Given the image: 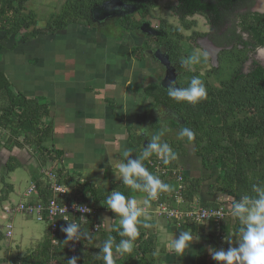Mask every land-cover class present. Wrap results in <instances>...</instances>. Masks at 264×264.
<instances>
[{
	"label": "trees",
	"instance_id": "obj_1",
	"mask_svg": "<svg viewBox=\"0 0 264 264\" xmlns=\"http://www.w3.org/2000/svg\"><path fill=\"white\" fill-rule=\"evenodd\" d=\"M28 1L0 0V33L5 37L16 38L21 31H25L22 40L28 41L40 34L64 30L73 23L95 26L90 18V10L94 5L107 0H66L62 10L54 16L53 22L43 29L38 28L35 13L27 12ZM125 1L141 4L143 12L146 13L158 4V0ZM243 3L244 0H177L175 10L186 29L192 26V23L187 20L188 16L195 12L204 14L216 27H222L233 16L238 17L240 21L236 26L249 32L250 43L254 46H264V13H238ZM116 24L124 30L134 31L139 21L132 20L128 15L121 19L118 18ZM163 24L165 25L164 21ZM233 30L235 32L236 27ZM171 32L173 36L167 35L161 40L168 42L172 56L178 58L181 56V43L186 40V37L183 36L179 27ZM190 40L194 43L196 39L192 37ZM2 49L3 46L0 45V52ZM144 51L145 47H136L135 58L140 61L145 60ZM246 51L235 44L234 47L219 53L216 67L204 75L195 73V76H200L204 81L207 89V98L198 104L178 103L172 100L167 95V91L158 83L149 84L145 88L147 97H151L154 103L173 108L182 120V122L174 120L171 123V128L176 131V138L170 139L169 137L165 142L177 155H180V149L185 143H194L196 155L200 158L202 166L207 170L217 169L215 180L210 184L208 194L216 196L222 193V199L224 197L225 200L206 201L203 203L205 207L226 205L228 208L227 204L238 200L241 194L255 195L251 191L253 184L264 186V67L255 61L251 69L244 72L242 63L247 57ZM192 77L191 75L186 81H181L183 87L188 85ZM212 77L218 81V85L211 82ZM49 114L50 108L45 100L37 97L28 98L22 92L15 91L10 79L0 68V143L10 149L28 147L37 153L38 168L33 173V180L37 188L36 200L43 203H47L52 198V191L47 178L43 172L39 173L38 169H48L47 163L57 155L53 149H48L45 145L52 135L51 123L45 120ZM182 127H189L195 132L193 141H188L186 138L179 139L178 132ZM4 129L9 130L8 136H4L5 139L4 132H2ZM2 139H4L3 142ZM154 157L156 156L153 155L144 161V164L156 174L149 163V160ZM169 165L173 166V162ZM19 166L21 163L13 155L9 156L3 165H0V185L6 187L2 189L4 192L1 196L2 201L9 198L7 196L14 190L13 185L8 183L6 178ZM57 172L59 183L67 184L72 189L70 200H76L78 197L83 202L89 201L97 206L100 202L104 203L110 194V191L96 187L90 182L73 179L64 173V169H59ZM163 180L173 187V191L163 193L160 198L161 202L183 210L194 208L196 198L201 192V178L184 174L181 188L180 184L171 177H165ZM115 189L126 196L140 195V193H133L125 185L115 186ZM178 190L183 198L182 203L177 202ZM150 203L153 206L156 204L154 201ZM58 221L59 230L56 236H52L50 225L47 224L43 241L29 253L18 257V264H67L71 249L69 244L63 243L66 234L61 231V228L70 222H64L61 219ZM79 223L94 237L91 243L86 238L82 239L78 250L79 264H104L102 256L98 258L97 255L107 239L108 231L101 226L98 214L95 213L94 216H89ZM96 223L100 224L97 231L94 230ZM182 224L192 231L194 237L205 244L195 261L190 264H219L211 258L208 248L223 249L224 244L221 243V238L231 237V229H233V235L237 236L240 227L238 220L234 217L231 222L221 227L216 222L210 221V232L205 230L206 226H199L193 221H184ZM118 226V224L113 225L110 231L116 243L123 239L115 230ZM156 250V235L140 228V236L135 242L131 256L129 254L116 256L113 252L115 264H120L121 259L127 256L128 258L136 257L135 264H165L160 261L159 256H153ZM15 260L12 262H16ZM0 263H5V261L0 260Z\"/></svg>",
	"mask_w": 264,
	"mask_h": 264
},
{
	"label": "crops",
	"instance_id": "obj_2",
	"mask_svg": "<svg viewBox=\"0 0 264 264\" xmlns=\"http://www.w3.org/2000/svg\"><path fill=\"white\" fill-rule=\"evenodd\" d=\"M115 32L105 33L96 25L73 23L64 30L40 34L28 41L0 33L3 46L0 68L13 89L28 98H41L49 105L50 114L45 120L51 123L52 135L45 145L57 155L52 153L56 156L47 163V168L64 169L73 179L110 192L116 190L115 186L123 185L114 173L116 164L123 160V150L131 149V158L136 159L149 142L138 134V129L149 127L157 131L161 124L170 128L169 122L159 121L150 111L154 102L147 97L145 88L156 81L149 79L151 73L146 60L135 58L134 50L140 44L132 41L129 34L119 37L120 32ZM2 132L3 137L9 134L8 129ZM170 133L162 138L164 142ZM0 150L3 155L5 151L12 152L22 165L32 163L38 168L37 156L29 154L26 148L10 149L0 143ZM42 170L39 168L38 172ZM182 171L190 176L187 169ZM207 195L200 193L196 201L215 200L214 196ZM100 207L97 214L101 226L108 231V239L119 220L106 206ZM153 207L150 203L149 222L153 227H141V230L156 235V243L161 247L157 249L163 253L158 255L160 261L165 264L195 261L205 244L194 240L184 255L177 256L168 249L167 243L189 229L182 222L156 215ZM105 217L110 220L104 221Z\"/></svg>",
	"mask_w": 264,
	"mask_h": 264
},
{
	"label": "clouds",
	"instance_id": "obj_3",
	"mask_svg": "<svg viewBox=\"0 0 264 264\" xmlns=\"http://www.w3.org/2000/svg\"><path fill=\"white\" fill-rule=\"evenodd\" d=\"M207 60L208 53L194 51L188 56L181 57L178 63L181 69L191 71L193 65L205 63ZM177 84V80H170L166 91L167 95L178 103L185 102L195 105L207 98V89L200 76L194 75L186 87H178ZM155 111L159 121L167 113L163 106L155 107ZM170 131L171 129L166 124H161L157 131H152L149 127H140L138 134L148 138L147 146L143 147L142 152L137 155L136 159L131 158V149L123 150V160L116 164L114 170L116 179L122 181V184L127 186L133 193L142 195L136 198L114 190L110 192L103 203L107 209L116 214L119 226L115 230L123 237L119 243H116L111 236L103 242L100 248L101 252L97 256L98 258L102 256L104 264H115L114 250L120 256L133 252L135 242L140 236V228L153 227V224L149 222L148 207L150 201L159 199L163 193L173 191L170 184L164 182L159 175L151 172L144 164V161L153 155L166 166L178 159L177 153L162 139ZM178 137L181 140L186 138L188 141H193L195 132L189 127H182L178 132ZM251 191L255 195L241 194L238 200H233L229 205L231 216L236 218L240 225L236 237L237 246H231L227 250H218L212 247L208 249L211 258L219 264H264V186L253 184ZM33 199L36 200L35 197ZM222 206L226 207V205ZM73 208L81 213L88 211L86 207L75 204ZM60 212L63 213L64 209L61 208ZM80 219L84 220V217L82 216ZM64 220L68 221L67 218ZM107 220H110V218L105 217L104 221ZM96 224L100 225L99 223ZM61 231L66 234V239L63 242L65 244L84 238L91 243L94 239L93 235L83 229L80 223L77 222H70L67 226H62ZM226 239L231 243L230 236ZM194 240H198V238L193 236L191 230L183 231L178 237L175 235L170 238L167 247L177 256H182L189 250ZM158 255L159 249L153 252V256ZM67 264H78V257L68 259Z\"/></svg>",
	"mask_w": 264,
	"mask_h": 264
},
{
	"label": "rangeland",
	"instance_id": "obj_4",
	"mask_svg": "<svg viewBox=\"0 0 264 264\" xmlns=\"http://www.w3.org/2000/svg\"><path fill=\"white\" fill-rule=\"evenodd\" d=\"M65 1L66 0H29L26 4L27 12L32 11L35 13L37 17V21H38V28L43 29V28L48 27V25L51 24V22H53L54 16L62 10V7ZM176 3H177V0H158L157 6L152 7L151 10L147 11L146 13V17L148 19H151L154 24H157V22L160 19L166 20L167 24L165 27L170 37L173 36V34L171 33L170 28L168 27V24L173 23V25L175 26L181 25L178 17L174 14V6L176 5ZM131 16H132L131 19L135 21L141 19V15L139 13L132 14ZM189 20H195L197 22L196 28L201 29V30L207 29V23L203 16L195 15L194 17L189 18ZM233 20L236 22L234 23L237 24L239 23L240 18L235 17ZM182 31H185V30H182ZM24 34H25V31H21L20 34L18 35L19 39H21ZM47 34H50V33H47ZM185 34L189 35V32L185 31ZM129 35L132 41H136L138 43V41L134 39L131 34ZM149 42H150V39H149ZM153 42L154 41L151 40V43H149V45L151 46ZM195 44H196V41L193 43L191 42V40H187V41L184 40L181 43L183 54L186 55L187 53H189L190 55L194 51L204 53L201 49L196 47L197 45L195 46ZM140 47H146V45L144 44L143 46H140ZM262 52H264V48H261L258 51L257 58L255 56H252V57L253 59H256L260 61L262 64H264V53ZM145 60H146L145 64L147 63V66L149 64V66L151 67H153L152 63L156 62V60L150 61L149 57H146ZM217 65H218V55L216 58L214 55H211V56L208 55L207 62L198 63V64L193 65L191 71L189 70L183 71V74L181 75L180 80L182 82L186 81L187 79L190 78L191 75L194 76L195 73L197 72L201 75H204L207 71L211 70ZM210 79L213 84L218 85L217 80H215L213 77ZM169 137H171L170 139L176 138V135L172 132V130H171ZM26 149L30 150L28 153L31 154L32 156L37 155V153H35L32 149L28 147ZM180 150H181L180 155H178L177 160L173 161L172 167L179 168V166H181L180 168L187 169L191 177L201 178L202 183H201L200 189L202 192L200 193H203V195H207L210 184L215 180L217 169L214 168L212 170H207L206 168L202 166L200 158L196 155L194 143H185L182 149ZM10 153L12 152L5 151L4 155L0 153V165H3L7 161L9 157L7 155H11ZM35 169L36 167L32 163H29L27 165L21 164V166H19L14 172H11L9 176L6 178V181L13 185L14 190L7 197H10V199H12L16 203L27 202L30 198H33L34 195L33 197H31L32 195H26V193L33 185V173ZM3 188L6 189L5 185H0V212L2 210L3 205L5 204L8 205L7 202L10 201L8 198L5 199L4 201L1 200V196L4 194V192H2ZM221 195L222 193H219L218 195L214 196V198L217 200H221L222 199ZM204 197L202 198L205 200ZM197 203H198L197 204L198 206L199 205L203 206V203L205 202L200 200ZM232 218L233 217L230 214V208H229L228 214L226 215V217L223 219V221L221 222L219 226L221 227L222 225H226L228 222H231ZM196 223L199 226L200 225H203L204 227L207 226L205 227V230H208L210 232V228H211L209 227L210 222H206V225H205V222H202V223L196 222ZM47 224H48L47 222L37 220L35 216L30 217L22 213H16L13 219V226H14L13 235L9 237L6 234L7 222L0 219V260L5 261V263H0V264H18L19 262L18 257H21L25 255L26 253H29L38 243L43 241L46 235L47 227H48ZM232 230L233 229H231V235H232L231 243H229L226 237L221 238V241H222L221 243L224 244L223 250H227L231 246H237L236 245L237 236L233 235ZM160 240L162 241V239ZM157 248H161V247L157 245ZM163 249H166V248L164 247ZM161 250L162 249H159V255L163 254ZM114 254L117 255L116 253ZM117 256H120V255H117ZM129 256L131 255L129 254ZM129 256L122 258L121 259L122 261L120 264H135L137 261V258L136 257L128 258ZM14 259H16L15 260L16 262L14 261L12 262V260ZM186 264L188 263L186 262Z\"/></svg>",
	"mask_w": 264,
	"mask_h": 264
},
{
	"label": "flooded vegetation",
	"instance_id": "obj_5",
	"mask_svg": "<svg viewBox=\"0 0 264 264\" xmlns=\"http://www.w3.org/2000/svg\"><path fill=\"white\" fill-rule=\"evenodd\" d=\"M124 3H130V4H137L138 5V9L135 10V12H133L132 14H137L139 13L141 15V19L137 20L139 21V25L137 26V29L132 31V30H124L122 29L119 25L116 24V20L118 18H124L128 15H132V14H127V15H113L110 16L104 20H99L98 22H94L91 18V10H90V18L93 21V23H95L96 27H98L101 31L106 32H120V34L118 35L119 37H125L124 34H131L132 37L134 39H136L138 41V43L140 44L139 46H143L144 44L146 45L145 47V56L149 57L150 61L153 60L156 62L152 63L153 67L148 66L149 70H150V77L149 79H151L152 81H156V83H158L160 85V82L164 79L165 75H166V68H164L162 66V64L160 63L158 56H160L162 53L163 54H168L169 58H170V62H169V66L173 67V70L175 71V73L177 74V80H178V84L183 87L182 82L180 80L181 75L183 74V71H186L185 69H181L178 60L181 57L184 56H188V53L185 55L182 52V47H181V56L176 58L174 57V55L172 56L171 54V47H169V44L166 40H161V39H165L167 37V33H166V24L167 21L164 19H160L157 24H154L152 22L151 19H148L146 17V12L142 11V5L139 3H135V2H128L125 0H122ZM262 0H244L243 3V7L241 8L240 11H242L243 13L246 12H259V13H264L263 9H260L258 7L259 3ZM96 5H101L100 4H96ZM177 5V3H176ZM174 6V14L178 17L179 21H180V16L179 14L176 12L175 7ZM92 9V8H91ZM115 11H113L112 13H114ZM111 13V12H109ZM195 15H200L203 16L206 23H207V29L205 30H201L196 28L197 26V22L195 20H189V18L194 17ZM132 17V16H131ZM235 18V16L231 17V19L227 20L226 23L222 26V27H216L214 25V23H212L210 21V19H208L204 14L199 13V12H195L193 15L188 16L187 20L189 22L192 23V26H190L188 29H186L184 27V25L181 23L180 26H175L173 25V23L168 24L169 26H172L170 29L174 30L179 27L181 30V33L183 34L184 37H186V40H190V38L195 37V41H196V47H198L199 49H201L204 53H208V55H214L215 58L217 57V55H219V53L225 49H229L234 47L235 44H238L240 48H242L243 50H247L246 51V55L247 57L245 58V60L242 63V70L244 72H248L251 67L253 66L255 61H258L256 59H253L252 56H255L256 58L258 57V51L261 48H264V46H254L253 44L250 43V34L249 32L243 31L241 29H238L239 27L236 26V22L233 23V19ZM148 22L150 24L151 27H153L154 29H156L159 34L157 35H148L145 34L144 32H142L139 28L140 25L143 22ZM163 21L165 22V25L163 24ZM236 30L234 32L233 29ZM183 28V29H182ZM170 30V31H171ZM189 32V35L185 34V31ZM115 32V33H116ZM173 32V31H172ZM171 32V33H172ZM150 39V42H149ZM151 40L154 41L152 43V45L150 46L149 43H151ZM157 49L160 50V52H157ZM158 53V54H157ZM264 53V52H262ZM260 58V57H259ZM213 59V57H212ZM259 63H261L260 61H258ZM262 64V63H261ZM147 65V63H146ZM247 68V69H246ZM154 102V101H153ZM151 112H153V116L155 118H159L156 111H155V107H161L163 106L166 109V116L163 118L164 122H169L170 124V129L172 130V132L174 134H176V131L171 128V123L175 120L177 122H182L180 116L179 118H175V110L167 105L164 104H157V103H153V105H151ZM175 112V113H174ZM177 114V113H176ZM178 116V114L176 115Z\"/></svg>",
	"mask_w": 264,
	"mask_h": 264
},
{
	"label": "built area",
	"instance_id": "obj_6",
	"mask_svg": "<svg viewBox=\"0 0 264 264\" xmlns=\"http://www.w3.org/2000/svg\"><path fill=\"white\" fill-rule=\"evenodd\" d=\"M150 165L153 167L156 174L160 176L163 180L165 177H171L176 180L180 184V188L182 187V182L184 179V172L181 168H173L170 165H163V163L157 158L154 157L149 160ZM43 174L47 178L50 189L52 191V198L47 202H38L37 200L30 198L27 202H14L13 200L8 201V205L5 204L2 207L0 212V219L7 222L6 225V234L11 237L13 235V219L16 213H22L26 216L36 217L37 220L47 222L50 225L52 236L55 237L57 231L59 230V221H62L65 218L68 219L67 222H77L81 221V217L84 219L93 216L103 205V202H100L97 206H94L92 203L83 202L78 197L76 200H70L71 188L65 184H61L58 181V172L53 170V168L43 169ZM164 181V180H163ZM179 191V190H178ZM37 196V188L35 183H33L32 187L28 190L26 195ZM162 194L159 199L155 200L156 203L152 209V211L158 215L163 216L168 219H174L179 223L184 221H193V222H209L214 221L218 225L221 224L223 219L228 214L229 209L225 206L220 207H203L201 205H197V201H195L194 208L183 210L180 208L170 207L167 203L161 202ZM177 202L182 203L183 198L181 196L180 191L177 193ZM79 205L86 207L88 209L87 212L81 213L77 209L73 208V205ZM63 208L64 212L61 213L60 209ZM98 224H95L94 230H98ZM81 240L69 242V247L71 249L72 257H78L79 264V254L78 250L81 246Z\"/></svg>",
	"mask_w": 264,
	"mask_h": 264
},
{
	"label": "water",
	"instance_id": "obj_7",
	"mask_svg": "<svg viewBox=\"0 0 264 264\" xmlns=\"http://www.w3.org/2000/svg\"><path fill=\"white\" fill-rule=\"evenodd\" d=\"M258 7L260 9L264 10V0H262L259 3ZM118 9H122V10H118ZM137 9H138L137 4L124 3L122 0H107V1L102 2L101 5H94L92 7L91 18L94 22H98L99 20H104V19H106L110 16H113V15H119L120 16V15L132 14ZM113 11H115V12L112 13ZM109 12H111V13H109ZM240 12H242V11H239L238 13H240ZM233 23H234V20H233ZM139 29L148 35L159 34V32L156 29H154L153 27H151L150 24L146 21L140 25ZM157 52H160V50L157 49ZM158 59H159L160 63L162 64V66L164 68H166V75H165L164 79L160 82V86L166 90V88L168 86V82L170 80H177V74L173 70V67L169 66L170 58H169L168 54L162 53L160 56H158ZM262 65L264 67V64H262ZM177 82H178V80H177ZM177 86L180 87L179 84H177ZM174 115H175V118H177V119L179 118V116H176L177 115L176 113Z\"/></svg>",
	"mask_w": 264,
	"mask_h": 264
}]
</instances>
